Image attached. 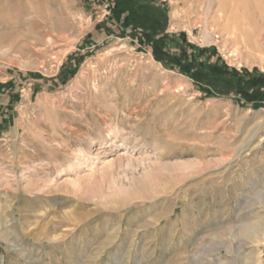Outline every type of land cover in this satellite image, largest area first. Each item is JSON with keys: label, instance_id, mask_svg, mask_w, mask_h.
Returning a JSON list of instances; mask_svg holds the SVG:
<instances>
[{"label": "rangeland", "instance_id": "obj_1", "mask_svg": "<svg viewBox=\"0 0 264 264\" xmlns=\"http://www.w3.org/2000/svg\"><path fill=\"white\" fill-rule=\"evenodd\" d=\"M263 78L264 0H0V264H264Z\"/></svg>", "mask_w": 264, "mask_h": 264}, {"label": "trees", "instance_id": "obj_2", "mask_svg": "<svg viewBox=\"0 0 264 264\" xmlns=\"http://www.w3.org/2000/svg\"><path fill=\"white\" fill-rule=\"evenodd\" d=\"M263 79H264V78H263ZM255 81H257V82H258V81H259V82H261L259 78H258V79H256Z\"/></svg>", "mask_w": 264, "mask_h": 264}]
</instances>
